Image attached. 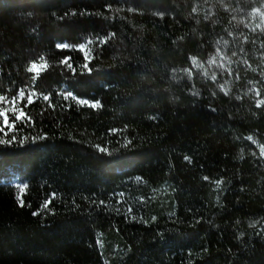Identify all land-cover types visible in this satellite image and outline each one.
Instances as JSON below:
<instances>
[{
	"label": "trees",
	"instance_id": "16d2710c",
	"mask_svg": "<svg viewBox=\"0 0 264 264\" xmlns=\"http://www.w3.org/2000/svg\"><path fill=\"white\" fill-rule=\"evenodd\" d=\"M251 2L0 0V96L40 99L0 146V264H264V104L187 74L255 38ZM64 87L100 107L44 104Z\"/></svg>",
	"mask_w": 264,
	"mask_h": 264
},
{
	"label": "rangeland",
	"instance_id": "374dc122",
	"mask_svg": "<svg viewBox=\"0 0 264 264\" xmlns=\"http://www.w3.org/2000/svg\"><path fill=\"white\" fill-rule=\"evenodd\" d=\"M251 6L252 7L244 14L246 19L241 20L242 24L240 25V29L243 31V34L246 32L245 35H247V37H252V34L254 33L255 38L249 40L239 37V35H236L232 30L228 32L225 31L223 34L219 35L216 40L215 53L213 54V57L208 60V62L194 60L191 65V70L187 71V74L190 78L195 76L199 77L204 82H211L220 93L225 95H230L237 92V95L245 94L247 98L251 99L257 104L259 101H264V0H252ZM27 24L31 28L36 27L35 23L31 20L27 22ZM237 28H239V26H237ZM252 42H254V45H252ZM248 43L252 45L251 49L253 54L249 51V49L247 50L246 44ZM233 53L235 54L233 55ZM29 58L32 60L31 63L36 62L38 64L37 71L31 73H33L35 76L39 75L45 69L42 67V65L45 63L44 59L42 61H37L36 54L34 53L32 56H29ZM213 75L216 76L215 81L211 79ZM68 92V89L64 87L62 92L59 91L57 95L58 100L56 99L55 102H50L49 99H44L43 102L44 104H49L50 107L52 106L53 109H56L58 104H61V109L63 108V105L66 108L72 107L82 111L84 109H98L91 107V102H89V105L80 104L78 101L82 99L77 98L74 94L73 96L76 97V99H73L70 96L65 99ZM257 92H259V95L256 94ZM25 96L27 97L26 100L24 99ZM29 96L32 98L31 104H36L38 103V100H40L35 93L31 92L28 95H24L23 98H19L18 100L4 99V101H0V109H4L7 112L10 122H12L14 111L17 115L21 110L24 113V118L15 122V127L12 131L9 132L5 127V131L8 132L7 136H5L3 133H0V140L4 141V143H0V146H3L4 144L14 145L18 142L17 137L15 141L12 140V137L13 133L17 131V124L26 123L27 119L30 120L22 108V103L25 101L28 103ZM0 127H4L2 117H0ZM26 138L27 137H25L24 140L28 139ZM32 141L34 143L35 139L32 138ZM10 176L11 179L6 178L5 182H8L10 185L16 188L18 194L22 195L27 188H25V185L28 186V184L23 182L22 179L17 175L14 176L10 174L9 177ZM130 199L131 198H128L126 202H124L125 200L120 198L119 204H124L125 208L127 209L126 214L128 218H135L134 213L136 202L141 203L143 199H136V201H130Z\"/></svg>",
	"mask_w": 264,
	"mask_h": 264
},
{
	"label": "snow or ice",
	"instance_id": "6c2138e0",
	"mask_svg": "<svg viewBox=\"0 0 264 264\" xmlns=\"http://www.w3.org/2000/svg\"><path fill=\"white\" fill-rule=\"evenodd\" d=\"M73 15H75V13H73ZM90 42H91V41H89V43H90ZM55 47H56L57 49H61V50H63V49H67V48H69V45L66 44V43H57V44L55 45ZM79 47H80V49H83V48L85 47V45H84V44H80ZM234 54H235V53H233V55H234ZM41 60H43V57H41ZM63 63L67 64V59H65V60L63 61ZM42 67L47 68V64L44 63V64L42 65ZM68 67L71 68L73 72L75 71V69L72 68V65H71V64H68ZM84 67L87 68V64H85ZM198 67H199V65H198ZM37 69H38V64H37L36 62H32V63H31V66H30L27 70H28L29 72H36ZM89 71H91V69H89ZM211 79H212L213 81H215L216 76L213 75V76L211 77ZM256 94L259 95V92H257ZM24 95H25L24 91H23V90H20V92H19V97H20V98H23ZM69 96L72 97L73 99H76V97H74L73 94H72L71 92H68V93H67V96L65 97V99H67V97H69ZM4 99H5V97L0 96V101H4ZM44 99H45V100H48L49 97H48V96H44ZM14 100H15V98H14ZM78 102H79L80 104H82V105H89V101H88L87 99H82V100H79ZM28 103H29V104L32 103V98H31V96H29V98H28ZM260 104H264V101H259V102L257 103V106L259 107ZM90 106L93 107V108H98V107H100V103H99V101H96L95 103H92ZM0 117L3 118V125H4V127H0V133H3L5 136H7V135H8V132L5 131V127L8 129L9 132L12 131V130L14 129V127H15V122H16V121H20V120H22V119L24 118V113H23V111L21 110V111L19 112V114L17 115V114L15 113V111H14V112H13V119H12V122H10L7 112H6L4 109H0ZM15 139H16V137L13 136V137H12V140L15 141ZM247 139H248V140H252V137L249 136ZM0 143H4V141L0 140ZM128 143H130V141H129ZM100 151L103 152V151H106V149H103V148H102V149H100ZM261 154L264 155V149H261ZM184 159H185V160H188L189 158H188V157H185ZM137 179H139V177H138ZM204 179L207 180L208 177H204ZM26 187H27V185H25V188H26ZM22 191H23V190H22ZM54 195H55V194H53V196H54ZM48 203H50V201H47V202L44 204V207H45V208L48 207ZM100 203H103V201H101ZM20 206H23V201H22V200H21V204H20ZM37 214H38V213H36V212L33 213V215H37Z\"/></svg>",
	"mask_w": 264,
	"mask_h": 264
}]
</instances>
